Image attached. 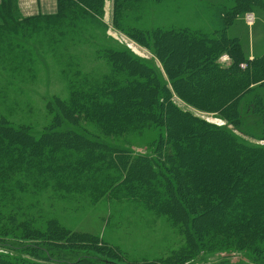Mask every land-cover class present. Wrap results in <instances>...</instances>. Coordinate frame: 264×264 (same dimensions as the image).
Here are the masks:
<instances>
[{
	"label": "rangeland",
	"instance_id": "1",
	"mask_svg": "<svg viewBox=\"0 0 264 264\" xmlns=\"http://www.w3.org/2000/svg\"><path fill=\"white\" fill-rule=\"evenodd\" d=\"M233 5L234 0H102L99 15L71 5L73 14L56 12L27 24L0 19L7 24H0V243L27 245L0 246V264H264V219L239 214L246 211L242 207L258 202V195L253 200L237 194L229 204L242 205H226L220 211L216 194L197 199L171 174L147 176L141 168L146 161L139 164L136 157L151 155L149 144L158 131L105 135L99 128L105 109L90 110L96 116L89 120L63 119L52 125L66 103L77 100L78 110L88 109L86 91L109 97L115 93L111 85L119 84L125 88L122 95L130 97L133 80L145 82L146 73L159 75L174 92L166 67H176L157 50L183 51L191 33L218 40L225 24L219 21V9ZM247 14L254 21L246 22ZM226 26V37L239 41L233 40L246 58L264 53L262 12L245 11ZM110 52L124 55L109 60ZM230 56L221 53L216 62L227 67ZM171 100L184 112L227 127L245 145L264 146L257 138L256 117L248 112L240 132L230 130L216 115L192 108L175 93ZM48 126L54 128L48 132L73 130L100 147L72 138L62 146H48L46 139L39 140ZM196 150L202 158L209 157L210 149ZM90 152L98 162L89 159ZM32 154L34 162L28 163ZM46 154L62 160L72 154L92 166L89 173L54 170L51 160L35 161Z\"/></svg>",
	"mask_w": 264,
	"mask_h": 264
},
{
	"label": "trees",
	"instance_id": "2",
	"mask_svg": "<svg viewBox=\"0 0 264 264\" xmlns=\"http://www.w3.org/2000/svg\"><path fill=\"white\" fill-rule=\"evenodd\" d=\"M71 5L78 6L87 13L90 11L94 15H99L102 0H57L55 15L73 14L69 11ZM252 9L262 12L264 28V0H234V5L230 10L219 9V21L225 24L219 31L218 40L191 33V37L186 39L190 45L185 46L183 51L172 47L167 56L164 52L162 53V50H157L158 55H162L167 63L168 60L172 61L170 66L176 67L171 71L166 67V74L171 79L170 84L174 92L167 88V83L160 79L159 75L155 73L156 77L152 78L153 72L146 73L143 74L145 82L133 80L134 87L130 97L122 95L125 88L119 84L111 85L115 88L109 90L115 93L113 96L108 95L110 98L104 97L103 94L86 91L88 109H82L79 106L78 110L74 105L77 100H73L72 105L66 103L60 113L55 115V122L52 125L63 119L70 123H77L76 121L81 118L89 120L96 116L92 113L94 110L97 112L98 109H105L107 111L104 116L106 120L98 118L99 128L105 135L124 136L138 130L155 129L158 135L149 144L152 148L151 155L136 157L139 164L146 161L141 168L145 170L147 176L160 175L162 178H167L171 174L176 180H180L182 185L185 183L188 185L185 187L187 195L193 194L197 199L207 200L209 196L216 194L214 198L219 199V204L216 203V205H221L220 211H225L226 205L234 208L237 204H241V202L229 204L230 201H234L237 194H246L253 200L258 195L261 199L254 204L251 203L252 205H243L242 209L246 211H241L239 214H242L245 219L247 218L243 213H249L246 215L248 217L258 214L264 219V146L245 145L239 142L227 127L211 125L191 113L184 112L171 100L175 93L179 99L192 108L214 114L226 125L232 127L230 130L235 129L240 132H243L244 113L248 112L256 117L255 121L260 130L257 138L264 141V53L252 59L246 58L241 45L238 44L239 41L227 38L225 33L228 27L226 25L233 23L238 15ZM49 17L54 16L22 17L18 12L16 0L0 1V19L11 18L14 25L17 22L27 24L33 19ZM0 24L7 26L2 22ZM28 26L26 25V29ZM224 52L229 53L232 59L227 67L216 62L220 54ZM121 55L124 54L110 52L111 59L107 58L114 60V57ZM241 64L245 66L242 68ZM92 93L94 94L90 98ZM133 99H138L134 105ZM90 110L93 111L90 112ZM126 111L129 112L126 113ZM99 114L103 116L104 112H99ZM51 126H48L39 138V140L46 139L44 143L48 146L53 145L54 148L62 146L61 144L66 143V138H72L71 141L76 139L77 143L82 141L95 148L100 147L101 143L90 142L73 130L48 132L54 129ZM8 129L12 133L13 129ZM15 133L18 136L29 137L25 132ZM2 137L3 135L0 136V140L3 139ZM196 148H199L201 152L210 149L207 150L209 157L202 158L197 154ZM115 152L119 153V151ZM91 154V152L87 154L89 159L92 162H98V157L91 156ZM31 156L28 163L34 162L36 155ZM68 157L70 155L62 160L54 154H46L35 161L51 160L49 167L54 170L63 167L62 171L65 172L71 168L90 172L92 165L82 164L86 162V159L74 157L72 154L69 159ZM72 157L73 159L70 160ZM70 161L73 164H69ZM25 167L16 171H22ZM259 191L262 192L261 195ZM240 201H245L244 197H241ZM0 246L20 249L27 245L6 241L0 243ZM29 247H33V250H46L43 246L30 245Z\"/></svg>",
	"mask_w": 264,
	"mask_h": 264
},
{
	"label": "crops",
	"instance_id": "3",
	"mask_svg": "<svg viewBox=\"0 0 264 264\" xmlns=\"http://www.w3.org/2000/svg\"><path fill=\"white\" fill-rule=\"evenodd\" d=\"M16 4L22 17L50 16L57 12L56 0H16Z\"/></svg>",
	"mask_w": 264,
	"mask_h": 264
},
{
	"label": "built area",
	"instance_id": "4",
	"mask_svg": "<svg viewBox=\"0 0 264 264\" xmlns=\"http://www.w3.org/2000/svg\"><path fill=\"white\" fill-rule=\"evenodd\" d=\"M245 20H246V22L250 23V22L254 21V17L251 14H249V15L247 14L245 16Z\"/></svg>",
	"mask_w": 264,
	"mask_h": 264
}]
</instances>
